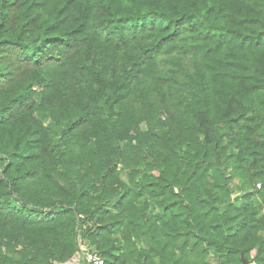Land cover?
<instances>
[{
  "label": "trees",
  "instance_id": "trees-1",
  "mask_svg": "<svg viewBox=\"0 0 264 264\" xmlns=\"http://www.w3.org/2000/svg\"><path fill=\"white\" fill-rule=\"evenodd\" d=\"M80 240L264 264V0H0V264Z\"/></svg>",
  "mask_w": 264,
  "mask_h": 264
},
{
  "label": "built area",
  "instance_id": "built-area-1",
  "mask_svg": "<svg viewBox=\"0 0 264 264\" xmlns=\"http://www.w3.org/2000/svg\"><path fill=\"white\" fill-rule=\"evenodd\" d=\"M64 264H106V261L88 242L80 240L77 254Z\"/></svg>",
  "mask_w": 264,
  "mask_h": 264
},
{
  "label": "water",
  "instance_id": "water-1",
  "mask_svg": "<svg viewBox=\"0 0 264 264\" xmlns=\"http://www.w3.org/2000/svg\"><path fill=\"white\" fill-rule=\"evenodd\" d=\"M243 264H248V263L246 261H244Z\"/></svg>",
  "mask_w": 264,
  "mask_h": 264
}]
</instances>
